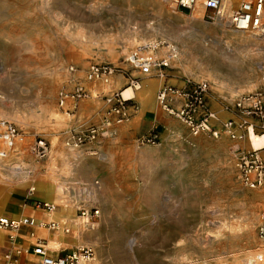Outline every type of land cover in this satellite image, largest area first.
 <instances>
[{"label": "rangeland", "instance_id": "obj_1", "mask_svg": "<svg viewBox=\"0 0 264 264\" xmlns=\"http://www.w3.org/2000/svg\"><path fill=\"white\" fill-rule=\"evenodd\" d=\"M193 16L194 12L178 8L177 0H50L49 4L0 0V122L9 121L25 134L14 150L0 156V195L17 185L29 190L35 186L29 195L37 194L40 184L45 192L56 190L57 160L98 157L85 146H67L71 132L80 131L77 125L86 117L77 109L82 104H106L107 110L106 97L124 92L129 76L143 81L159 74L155 66L144 75L130 64L129 58L141 47H150L146 54L164 60L169 70L179 69L186 79L209 82L213 109L224 119L229 117L224 105L244 94L264 91V35L259 38L249 32L233 38L217 29L214 20H204L207 32L203 33L194 27ZM146 42H166L169 52L164 55V44ZM95 63H109L119 71L89 79L88 69ZM79 86L86 91L84 97L63 96ZM144 92L143 82L133 90L137 106L145 101ZM154 101L163 113L157 95ZM175 123L176 138L167 148L170 155L141 174L136 167L129 168L124 183L87 179L82 170H67L65 176L71 180L64 186L65 205L72 202L79 216L84 210L90 212L89 227L95 226L98 233L85 235L77 246L94 248L89 264H245L264 252L258 234L264 185L247 188L237 166L239 156L254 149L250 139L192 137L185 126ZM36 137L50 144L47 160L39 159L30 148ZM260 152L264 157V149ZM23 156L38 164L31 175L15 177L8 185L3 168L20 164ZM42 160L47 161L44 172ZM67 165L72 166L66 164L62 170ZM91 185L100 187L103 194L80 198V191L89 192ZM37 201L33 200L34 208ZM95 209L99 216L93 215ZM35 220L37 226L40 222L44 229L58 230L56 221ZM51 222L57 223L55 230L43 226ZM37 226L32 227L36 234L30 238L34 246L48 240L38 234ZM0 232L5 235L0 264H9L11 253L15 254L11 236L16 233ZM64 247L62 252L77 248ZM30 259L39 263V257Z\"/></svg>", "mask_w": 264, "mask_h": 264}, {"label": "built area", "instance_id": "obj_2", "mask_svg": "<svg viewBox=\"0 0 264 264\" xmlns=\"http://www.w3.org/2000/svg\"><path fill=\"white\" fill-rule=\"evenodd\" d=\"M231 0H177L178 8L194 12L198 7L203 9V20H227L237 30H254L264 33V0H244L239 9L234 10L230 5ZM150 47H141L138 52L129 59L130 64L144 75L151 73L153 66L159 69L163 75L164 68L168 65L164 60H158L145 52ZM118 67L109 63H95L88 69V77L92 80L103 79L115 75ZM127 88L138 90L141 88L139 77L129 76ZM210 84L207 81H195L186 79L184 85L176 87L164 85L157 94V102L160 108L170 117L188 129L192 137L208 136L220 139L225 136L232 140L251 139L252 135L264 134V91H257L240 96L235 101L224 105V112L229 115L223 118L219 112L211 107L209 102ZM126 88V89H127ZM86 95L83 87H75L72 94H64L65 98L79 100ZM108 108L97 124L83 127L80 131H72L67 139V146L81 148L96 142L109 129L127 123L138 110L133 97L125 98L123 92L106 97ZM24 132L9 121L0 122V156H7L9 151L16 148L17 141H23ZM158 135L153 132L146 135L141 143L156 144ZM34 155L39 159L50 156L51 147L43 137H36L30 146ZM261 150L243 152L239 156L238 168L243 184L249 189H257L264 185V157ZM34 192V188L29 190ZM35 208L43 211H52L54 207L48 203L37 201ZM90 213L83 211V216ZM100 211L95 209L93 215L99 216ZM35 218L25 217L13 219L7 216L0 217V229L16 233L23 227H35ZM42 226V225H41ZM55 230L58 225L55 222L43 224ZM258 234L264 246V210L261 214ZM34 236V233L32 234ZM34 254L39 257L40 264H89L95 256L94 248L90 245H82L71 251H63L60 255L50 256L46 245L38 243L34 246ZM9 264H23L18 260V255H10ZM258 264H264V252L256 255Z\"/></svg>", "mask_w": 264, "mask_h": 264}, {"label": "crops", "instance_id": "obj_3", "mask_svg": "<svg viewBox=\"0 0 264 264\" xmlns=\"http://www.w3.org/2000/svg\"><path fill=\"white\" fill-rule=\"evenodd\" d=\"M163 52L161 51V53ZM163 72V75L157 74L150 79H144L141 81V83L143 82L145 86V101L143 104L138 105L137 113L131 119L132 121H128L126 125L112 127L103 136H101L98 141L84 147L88 150H94L98 157L91 159L86 156L81 158L79 156L80 160H74L73 157L57 160L55 162V166L57 165V168L54 166L55 180H59L58 175L61 171H63V175H61V177H65V175H67V170H69V168H74L75 170L84 171L83 178L114 180L117 184H121L124 183L126 171L129 168L136 167L141 174L142 170L146 167H155V163L164 155H167L168 153L170 155L171 150L168 151L169 149L167 148H170L171 141L176 138V120L164 111L162 113L158 109V106L154 101V97L164 85L181 87L184 85L186 78L179 69L169 70L166 68ZM209 102L213 108L210 97ZM105 111L106 104L103 106L98 104L86 106V104H82V106L77 109V113L79 114L82 112L86 115V117L84 118L83 123H79L77 125V128L81 129L98 123ZM153 132H155L159 137L158 143H141V140L146 135ZM46 160H42L43 169L41 170L43 172L47 167ZM1 164L3 163L0 161V165ZM36 164L38 163H36L33 159L23 156L20 164L18 162V164L13 167L3 168V171L7 172V176H5L7 184L10 185L13 178L23 176V174H11V169L18 168L17 171L31 175ZM66 164L72 166L67 165L62 170ZM137 182H140V178L137 179ZM42 188V184H40V190L37 194L35 192L34 195H29L28 188L17 185L11 192H8V194L0 195V213H3V216L13 219L36 217L37 220L39 218L40 221L45 222L51 217V215H49L46 211H43L41 214L38 213V210L34 208L33 202V200L41 201L42 197L45 196V191H43ZM58 194L59 193L57 192V195ZM70 203L72 204V202H69V204ZM37 227L38 234L48 239L44 240V244H46L47 248H50L49 246L53 242H56L59 237H65L66 240H71V238L66 236L64 231L62 235L57 233V231L51 232L44 229L40 225V222ZM33 233L34 235L36 234L32 227H23L16 232V235L11 236V241L14 245L11 250L18 255V260L23 264H40L33 262L30 259L31 257H38L34 254V245L30 242V238L33 236ZM4 239L5 235L3 232H0V244ZM64 246V244L61 245L59 249L50 248L53 251H49V255L54 257L60 255L62 252L61 249ZM64 248L69 247L66 246Z\"/></svg>", "mask_w": 264, "mask_h": 264}, {"label": "bare ground", "instance_id": "obj_4", "mask_svg": "<svg viewBox=\"0 0 264 264\" xmlns=\"http://www.w3.org/2000/svg\"><path fill=\"white\" fill-rule=\"evenodd\" d=\"M45 1L47 4H49L50 0H45ZM168 1H170V3H172L173 1H176V0H168ZM239 1L240 0H231L230 5H232L231 7L234 10L239 9V8H237L239 5L238 4ZM9 5L11 7L15 6L12 3H10ZM192 21H193L194 27H196L197 29H200L201 32H203V33L207 32V30L205 28H203V27H205V24H207V23H205L203 20V9L201 6L198 7L194 11V16H193ZM215 25H217V29L222 30L224 33L230 35L233 38L243 37L244 35H247L249 32H251V33L254 32L253 36L259 37V38H261L262 35H264V33L262 34L261 31L258 33H255L257 31H254V30H248V31L237 30L235 27H234V29H232V27H231L232 24L229 22V19L218 20ZM150 44H153V45L164 44L166 47V51L164 52L165 53L164 55H167L169 52V46L166 45V42H146L145 43V45H150ZM132 55L130 58H132ZM128 56H130V54ZM132 93H133V90L130 88L125 89L123 92L124 97H126V98H132V96H131ZM250 145L252 148L257 149V150L264 149V134L263 135H252L251 139H250ZM50 155H51V153H50ZM0 161L2 162L1 157H0ZM17 169L18 168L11 169V174H13V175H16V174H23V175L26 174L27 175L28 174V173L17 171ZM61 175H63V171L58 175V178L60 179V181L58 183L54 184L55 187L57 186V189L54 190V188H52V189L48 190V192H45V196L42 197V200H41V201H44L45 203L53 204L55 206V208L52 211H46L49 215H51V217L49 219H47L45 222H50V221L58 222L59 227H58V230H56V231L60 235H62L63 231H64V233H66L65 230H66L67 226L70 227L69 231H71V235L69 236V238H71V240H66L65 237L64 238L59 237V239L56 242H53L49 246L50 248H53V249H59L61 247V245H63V244L67 247H71V246L77 247L78 245H81L82 239L85 235L95 234L96 236H98V233H96L95 226L89 227V223L91 222L90 214L88 216H79V215H77L76 210L71 205V203L69 205H65V201L63 200L64 199L63 195L65 193L64 186L68 185L69 184L68 182H70L71 179L68 176L61 177ZM34 187H32V188H34ZM35 188H34V190H35ZM89 188H90L89 192H88V190H84V191L81 190L80 191L79 194H82L80 198H89V197L94 198L98 195L103 194L102 190H100V187H95V186L91 185V187H89ZM57 192L59 193L58 195H57ZM83 194H85V197H83ZM89 231H91V232H89ZM245 264H258V263L256 261V258H251Z\"/></svg>", "mask_w": 264, "mask_h": 264}]
</instances>
